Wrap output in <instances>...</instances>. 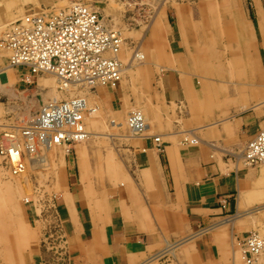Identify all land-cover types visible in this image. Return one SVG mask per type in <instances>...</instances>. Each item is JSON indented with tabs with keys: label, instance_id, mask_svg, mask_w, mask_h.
I'll list each match as a JSON object with an SVG mask.
<instances>
[{
	"label": "crops",
	"instance_id": "obj_1",
	"mask_svg": "<svg viewBox=\"0 0 264 264\" xmlns=\"http://www.w3.org/2000/svg\"><path fill=\"white\" fill-rule=\"evenodd\" d=\"M206 1L188 0L174 9L175 19L167 34L173 69L164 68L159 74L157 97L139 102L142 107L146 102V136L125 137L124 127L108 119V127L113 132L117 129L116 134H109L116 138L110 145L114 153L97 149L93 140L75 147L76 171L55 195L54 203L68 236L70 264H228V224L222 230L198 232L264 202V195L250 198L264 190L260 180L264 167L238 163L230 153H237L264 124V108H253L262 99V86L252 78L219 77L229 90L209 91L213 80L209 77V22L203 18ZM247 1V12L243 10L233 22L244 23L251 35L248 50L257 55L264 33V4ZM180 17L187 20L186 28ZM202 21L204 27H198ZM23 71L16 69L20 75ZM7 79L5 72L2 81ZM103 90L102 102L120 121L131 106H137L129 90ZM154 135L162 137L160 142L154 141ZM97 157L104 159L99 167ZM99 170L100 179L96 176ZM31 246L29 253L0 249V264H5V257L15 264H45L40 241Z\"/></svg>",
	"mask_w": 264,
	"mask_h": 264
},
{
	"label": "bare ground",
	"instance_id": "obj_2",
	"mask_svg": "<svg viewBox=\"0 0 264 264\" xmlns=\"http://www.w3.org/2000/svg\"><path fill=\"white\" fill-rule=\"evenodd\" d=\"M44 1L45 0H0V63L4 64L7 61V65L0 69V90L3 92H6L9 96V98L13 99V101L11 100L9 102L14 103V105H15L14 112L16 113L17 116H19V119H20L19 123H21L20 125H13V124H8V123L7 124H4V123L0 124V166H1L2 170L4 171V173L8 175V177L15 178V179L26 178L28 176V174L30 172H32V170L37 172L36 170H40V168H42L44 164L48 165V162L50 160V154H52L54 149H58V148L61 149L64 156L65 155L69 156L70 153L75 154V147L80 145V144H84V143L90 141L89 139L92 136L91 131L97 129V123H95L96 119L91 117V115L94 116V114H97V108L95 107V105L93 103H92L93 104L92 105L91 103L87 102L86 97L83 95H74V96H71V97L64 99V100H58L57 94L55 93V91H56L55 87L49 88V85L51 83L54 84V82H56L57 84H61L62 86H65V85L62 83V80H60L58 78V76H56L54 73H52L50 71H44V72H39L37 74H34V76L35 75L37 76L39 74H51L52 77L54 76V78H49V77H47L45 79L43 78L42 81L40 82V87H38V90L36 91V92L42 94L44 103L41 104L37 110L31 112L30 116L28 114V116H29L28 118L23 119V117L21 116L22 114L25 115L26 111L24 112V110H25V108L28 109V106L30 107V105L28 103L23 102L22 98L19 99L18 92L15 89L16 83L14 80V78H15L14 76L17 77L16 69L22 68V69L26 70L27 67L15 65L12 63L11 60H12L13 51L9 46H7L4 43V40L7 37L6 35L11 30V27L14 23L19 22L20 19H22L24 16H26L29 13H33L34 10H36V8H30L28 5H26L27 3L31 2L32 4L36 3L37 5H39V4L44 3ZM180 2L182 3V1H180ZM170 3L172 4V2H170ZM205 3L206 4H205V10H204L203 18H205V19L208 18L207 20H208L209 24L211 25V28H209V77L213 81L209 84L210 85L209 91H213V93H214V91H220L221 92V91H224V89L226 90L228 87H226L224 85L225 82L224 83L219 82L222 79L224 80V77H226V78L233 77L234 78L235 76H240V77H243L245 80L252 78L254 80H257L258 83H256V84H258V86H259L260 83H263L262 79L264 77L263 76L264 75L263 74L264 66L262 67V65H264V64L262 63L261 57L258 55L259 53H257V55H255V53H253L254 51L252 52L253 53L252 54L248 50L247 41L251 37V35L247 31L244 23L243 24L239 23L241 26V30L239 29L238 35L235 34V31H234V29H236V27H237L238 22H233V21L238 20V17L241 15V14L239 15L240 12L239 13H234V11L230 12L232 9L230 11H228L229 13L227 12L228 13L227 16L223 17V21L218 20V22H220L218 24V31H215L216 28L213 27L212 21H209V19H210V16H209V0L206 1ZM77 6L86 9L88 12H91V14H95V15L97 14L96 16L99 19V23L102 26L106 27L107 30H109L110 32H112L116 35L117 47L113 51H111V50L105 51L103 53V55L107 58H113L116 60L117 66H118L117 67L118 68V76H117L116 81L115 82L112 81L111 83H109V82H98V81L94 84L70 82L67 84V86H69L71 84H75V85L82 86L84 88H86V87L101 88L102 87L103 89H108V90H112V91L117 90V89H119V90L121 89L122 92H124V93H125V91L129 90L132 94L135 95V98H137V97L140 98V95H141L140 92L141 93L143 92V94L145 93V94H147V96L143 97L142 99H144V100L147 99L149 101H151V99H153L152 97H157L158 96L157 89L154 86H155L156 82L158 81V75L156 78V76L153 75V72L155 71V73H157V71H158V73H159V71H160L162 73V70L164 68L165 69H167L169 67L172 68L173 67L172 65L174 64V62L172 60V58H173L172 55L169 52H167L168 42H166L164 44V49L159 48V47H162L160 42L158 41V35H157L158 30H159V25H156L155 27H152V28L150 26L148 28V30L146 31V33L143 36V41L141 40V42L138 43L134 47V49H132L133 53L131 54V58H129L127 63H125V61H123V60L126 59V57L128 55L127 53H130L131 48L129 47V49H126V47L128 46L126 39L123 37L122 32L120 30H118L115 22H113L114 21L113 18L109 19V17H107V16L100 15L98 12H96V10L91 5H88L84 2H79V1H74V2H71L68 5H64V6L53 5L52 8H50V9H45L47 7H42V6H40V7H42L41 9L45 10L44 13H45L46 17L50 18V17L55 16L58 13L68 11V9H70L72 7L75 8ZM261 7H262V5H261ZM176 10L179 12L178 7ZM243 10H245V9H243ZM185 12H183V13H185ZM216 12H217V10H216ZM246 12H247V10H246ZM155 14H156V12L151 17L150 16L149 17L154 18ZM228 17H230V18L227 19ZM193 19H195V18H193ZM150 23L151 22H149V24ZM233 23H234V25L232 26ZM180 24L183 25V28H186L188 23H187V20L185 18L182 19L180 17ZM204 25H205V23H204V21H202L201 23H199L198 27H204ZM167 34H166V37H167ZM262 34H263L262 41H261V43L259 41L258 42L260 43V46H262V48L264 49V33H262ZM223 39L225 42H226V40L228 41V44L231 46L230 49L232 50V52L233 53L236 52L235 55L231 56L232 59L226 58L222 54L221 49L223 47H221V49L219 48V45L223 44ZM182 41H181V44H183ZM146 45H148V47L145 48ZM154 45L156 47V50L153 48ZM224 45H226V44H224ZM141 48L148 49V51H146L147 54H144L143 51H141ZM238 49H241L240 53H239ZM253 50H255V49L253 48ZM241 55H242V57L240 59H242V61L240 59H237ZM145 57H147L146 60L144 59ZM238 60H240V61H238ZM221 62L222 63L225 62L226 66L222 65ZM239 62H242V65H238ZM220 63H221V65H220ZM165 64H168V65H165ZM227 66L238 67L239 70H238L237 75H235L231 71L230 68L227 70L226 69ZM246 67L253 68V70L248 72L245 69ZM157 68L159 70H157ZM240 68H242V69H240ZM5 72L8 74L7 82L2 81L1 75H2V73H5ZM151 75H153V76H151ZM219 77L221 80H219V79L217 80V78H219ZM22 78L23 79L25 78L26 81L30 80L29 79L30 77H28L27 74H25L23 72L21 75H19V79H22ZM153 79L154 80L156 79V81L153 82ZM250 81H252V80H250ZM229 82H231V81H229ZM153 84H154V86H153ZM218 85L220 86V88H217ZM232 85L234 86L233 83H232ZM255 86H253L251 88H254ZM261 86H262V84H261ZM47 87L49 88L48 90H46ZM223 87H225V88H223ZM263 87H264V85H263ZM263 87H262V99L257 101L256 104H254V105L252 104L254 109H256V108H262L263 109L264 108V98H263L264 97V94H263L264 88ZM259 89L260 88H258V90ZM228 90H229V88H228ZM253 91H256V90L253 89ZM135 92L136 93L139 92V93L135 94ZM249 92H250V90H249ZM228 93H227V95H228ZM258 93H259V91H258ZM250 95H252V93ZM252 96L254 98L255 93ZM123 98L125 99V101H127L128 97L124 94ZM253 98H252V100H253ZM15 99H17V103H15ZM19 100H21L22 102H19ZM233 100L234 99H231V101H233ZM236 100H239V99H236ZM71 101H75L76 104L79 103L78 105L80 106V107H78L79 108L78 112L75 113V117L76 116H78V117L76 119H74L73 121H61L55 129H49L42 124L40 127L46 128V130L41 129L44 132H39V133H37V131H39V129L32 127L33 120L35 119V122H36V119H37L36 116L38 115L40 110L42 108H44L46 105L48 106V105H50V103H55V104H58V106H59V105H63V103L64 104H66L68 102L70 103ZM156 101L158 102L157 99H156ZM222 101L223 100H221V102ZM241 102H242V100H241ZM11 103H9L11 106L9 110L12 111L13 110L12 107H14V105H11ZM145 103L146 102H144V107H142V103H139V101L137 100V106L139 105L138 106L139 108L136 109L135 108L136 106H131V108L133 107V109L131 110V108H129L130 109L129 112H126L127 115H125V118H123L122 121H120L117 117L114 116L113 122H115V124H117V126H121V127L123 126L125 128V130L128 131L127 136L124 135L125 137L129 138V137L146 136V131L148 130L147 128H149V127H148V121H147V117H146L147 114H144V112H147V107H146ZM235 103H236V101H235ZM249 108H251V107H249ZM183 109L184 108H182V111H184ZM86 110H87V113L89 115V118L87 120L85 118ZM117 114H118V112H117ZM181 114H182V112H181ZM121 117H123V116H121ZM88 121H91V123ZM51 123H56V122H51ZM149 125L151 126V124H149ZM49 126L51 127V125H49ZM263 129H264V124L240 148V150L237 153L230 152L231 155H234L233 157L236 159V161L238 163L241 162L244 165L252 166V167H255V166L264 167L263 161H260V162L256 161L255 163H251L252 161H250L246 158V152L248 150L250 143L255 139V137L258 135V133ZM190 131L191 130H189L187 132L189 133ZM95 133L97 134V132H95ZM98 134H101V133H98ZM184 134H185V132H184ZM189 136H190V134H189ZM68 138L70 140H67ZM161 138L162 137L160 135H156V136L154 135L153 136V139L155 142H160ZM194 139H197V138H194ZM63 155L59 154L58 159L60 157H62ZM47 165L45 166V168H47ZM261 176H262L260 178L261 183H264V175H261ZM61 179L60 178L55 179L54 184L57 186L60 185L62 187L63 182H65V178H64V181ZM27 185H29V183H27ZM6 187L9 189V187H11V186H6ZM57 193H58L57 190H56V192H53L52 197H51L52 199L50 200L51 204H50V202L45 201L44 199H43L44 201L39 200V199L37 200V208L41 207V209H43L42 207L44 205H47V206L53 205V208H52L53 211L52 212L54 213V215H53V214H51L52 212L51 213H49L48 211L46 212L47 209L45 208L46 210H43V213L39 212V214L36 216L37 222L40 224L41 227L43 226L41 228L42 233L40 234V237H39L40 247L42 249V252L45 254V258H44L45 264H70L68 236L66 235L65 231L63 230V227H62V230H60V228H59V223H58L59 216L57 213L56 206L54 204L55 203V195ZM36 195H37V193H36ZM263 195H264V190H262V191L260 190L250 198L251 199H253V198L254 199L260 198L261 199L263 197ZM24 199L26 202L30 203L28 198L25 197ZM242 204H244V203L242 202ZM248 208H250V207H248ZM261 212H264V202H262L261 204L255 206V207H252L248 210L245 209V211L244 210L239 211L233 217H231L229 219L227 218L228 221H224V222L218 221V223H215V224L213 223L209 227L201 229L198 232V234L199 233L202 234V232L204 233L206 231L211 232L213 230H222V228L226 224H228V226L230 227V231L232 230V235H231L232 237H229V234H228V237L231 239H230V247H229L230 252L229 253L227 252V254H229L228 255L229 259H227V263L228 264H235V260L237 258V255L235 254L234 247H236L239 250V255H240V259H241L240 261L242 262V264H264V228L261 229V227L259 226V227H256L253 229L254 226L252 227V225L250 223H248V226H247V224H244L247 227H249L250 225L252 227V230L248 229L249 230L248 234H250V236L247 238H246V236H248V234L238 236V233L233 231V230H236L235 227H236L237 223H239L238 221H240V220L243 221V219H245V218L248 219L249 217H251V216L253 217L259 213L261 214ZM260 214H259V217H262V215H260ZM253 219L255 220V217ZM241 221H240V224L237 226L241 225V223H242ZM251 221H252V218H251ZM243 229H246V228H243ZM54 230H56L57 232H59V230H60V233H62V235L64 237V239H61V241H60L63 245L60 249L61 253L58 251L57 252L56 251L50 252V247H49V245H47V242H46L47 241L46 236L51 235V237H52L54 235L53 234ZM220 233H222V232H220ZM193 234H195V233H193ZM196 235H197V233H196ZM33 239L34 238L31 235V238L29 241L30 244H31ZM63 240H64V243L62 242ZM184 240L187 241V238L182 239L179 242H177L176 244H174L169 249V252L173 251L178 245L182 244L184 242ZM7 243L10 244V242H7ZM224 243H226V242H224ZM19 244L20 245H19V248L17 251L25 253V246L23 247L21 242ZM223 245H222V247H223ZM231 247L233 249L232 253H231ZM4 248L6 250H9L11 253L14 251V250H11L10 246H8V247L5 246ZM31 249H32V246H31ZM222 250L224 251V248ZM247 251L251 252V254H249ZM224 252H226V251H224ZM28 253H29V251H28ZM223 255H226V254L224 253ZM220 256H222V255H220Z\"/></svg>",
	"mask_w": 264,
	"mask_h": 264
},
{
	"label": "rangeland",
	"instance_id": "obj_3",
	"mask_svg": "<svg viewBox=\"0 0 264 264\" xmlns=\"http://www.w3.org/2000/svg\"><path fill=\"white\" fill-rule=\"evenodd\" d=\"M74 1L84 2L88 5H91L96 10V12H98L100 15L107 16L109 17V19L113 18L114 21L113 20L112 21L115 22L118 30L122 32L123 37L126 39V42L128 45L126 49H129V47L131 48L130 53H127L129 56L127 55L126 59L123 60L125 61V63H127L129 58H131V54L133 53L132 49H134V47L138 43H140L141 40L143 41V36L150 26L152 28V27H155L156 25H159V30H158L157 35H158V41L160 42L162 46L159 48L164 49V44L168 41L166 34L168 33L169 28L175 19L174 8L178 5V3H181L180 1L184 2L186 0H45L44 3L39 4V5H37L36 3L32 4L31 2L27 3L26 5H28L30 8H36V10H39L42 7H47L45 9H50L52 8L53 5H57V6L68 5L69 3L74 2ZM262 1L264 4V0ZM170 2H172L174 6ZM247 6H248L247 0H209V16H210L209 21H212L213 27L216 28L215 31H218V24L220 23L218 22V20L223 21V17L227 16V14L229 13L228 11L232 9L230 12L232 11H234V13L240 12L239 15L241 14L242 16L243 9L247 10L248 9ZM155 12L156 14L154 15V18H150ZM149 22L151 23L149 24ZM209 28H211L210 24H209ZM262 37H263V34H261V36L259 37L260 43L262 41ZM224 44H226L227 46ZM222 45H219L220 49L221 47L224 48V49L223 48L221 49L222 54L226 58L232 59L231 56L235 55L236 52L235 53L232 52V50L230 49L231 46L228 44L227 40L225 42L223 39ZM247 46H250V38L247 41ZM146 47H148V45H146L145 48ZM260 47L261 48H260L259 53L261 56L262 63L264 64V49L262 48V46ZM145 48H141V51H143L144 54H147L146 51H148V49H145ZM153 48L156 50L155 45ZM144 59L146 60L147 57H145ZM6 65H7V61L4 64L0 63V69ZM263 66L264 65H262V67ZM229 68L235 75H237L238 70H239L238 67H233V66L226 67L227 70ZM245 69L248 72L253 70V68H250V67H246ZM157 70L159 69L157 68ZM28 71L29 70L26 69L23 71V73L27 74V76L30 77L29 78L30 80L26 81L25 78L19 79V75H20L19 73H16L17 77L14 76L15 77L14 80L16 83L15 89L18 92L19 99L22 98L23 102L28 103L30 105V107L28 106V109L25 108L24 110V112L26 111L25 115L24 114L21 115L23 119L28 118L31 112L37 110L40 107V105L44 103L42 94L36 92L38 90V87H40V82L42 81V79L43 78L45 79L47 77L54 78V76L52 77L51 74H39L37 76L36 75L34 76V74H31L30 71L29 72ZM160 73H161L160 71L159 73L158 71L157 73H155L154 71L153 75H155L157 78V75L159 76ZM263 74H264V70H263ZM1 76H2V80L4 81L5 73H2ZM262 80H263L262 81L263 83L261 84L263 87L264 77ZM155 81L156 79L155 80L153 79V82ZM51 84L49 85V88L55 87L56 89L55 93L57 94L58 100H64L74 95H83L86 97L87 102L91 104L93 103L95 105V107L97 108V114H94V116L91 115V117L96 119L95 123H97V129H95L96 131L95 130L91 131L92 136L89 140H93L94 142H97L95 146L97 149H100L101 151L105 153H109V152L114 153V148L111 147L110 145H111V142L116 140V138H111V137L114 134H116L115 131L117 129L114 128L113 129L114 132H113L108 127V124H109L108 119L113 122L114 116H111V115H115L116 113L115 112L109 113V111L107 110L109 108H106L107 107L106 103L102 102V98H103L105 90H103L102 87L101 88H90V87L84 88L82 86L75 85V84H71L69 86H62L61 84H57L56 82H54L55 85L54 84L51 85ZM154 87H156V85ZM49 88L47 87L46 90H48ZM138 93L139 92L137 93L135 92V94H138ZM140 94H139L140 98L139 97H137L138 99L136 98V100H138L139 102L143 101L144 99L142 98L147 96V94L145 93L143 94V92L142 93L140 92ZM130 95H131L130 98H135V95L132 94L131 92H130ZM11 100L13 101V99L9 98L6 92H3L0 90V124L8 123V124H13V125H20L21 123H19L20 121L19 116H17L16 113L14 112L15 105L13 102L12 103L9 102ZM22 101L19 100V102H22ZM9 103H11V105H14V107H12L13 109L12 111L9 110L11 107ZM15 103H17V99H15ZM138 106H136L135 108L136 109L139 108ZM132 109L133 107L131 108V110ZM144 114H146V112H144ZM85 118L86 120L89 118L87 110L85 112ZM88 122L91 123V121H88ZM123 131L125 133L123 135L127 136L128 131L126 130H123ZM95 132H97V134ZM98 133H101L102 135ZM118 133L119 132H117V134ZM109 134H113V135L110 136ZM93 141L92 143H94ZM109 149L110 151H108ZM101 151L99 152L101 153ZM59 154L63 155L62 150L59 148L54 149L52 154H50V160L48 162V165L46 164L47 168H45L46 165L44 164L45 166L43 165V167L40 168V170H36L37 172L32 170V172H30L26 178H20V179L10 178L8 177L7 174L4 173V171L2 170L0 166V249L1 251L5 249L4 245L6 247L10 246L11 250H14V251L18 250L19 245H20L19 243L21 242L23 247L25 246V251L28 252L27 250L31 249V244H34L35 242L38 243L40 241L39 237H40V234L42 233L41 228L43 226L41 227L40 224L37 222L36 216L39 214V212L43 213V210H46V209H47L46 212L48 211L49 213H51L53 211L52 209L53 205L52 206L44 205L42 207L43 209H41V207L37 208V200L44 199L45 201L50 202V200L52 199L51 197H52L53 192H56V190L57 192H59L61 188L60 185L57 186L54 184L55 179L62 178L61 180L64 181V178H65V182H63V186H65L67 179L70 177V175L75 173L76 171L75 167L78 165L76 154L70 153L69 156L63 155L62 157L58 159ZM103 160H101V157H97L96 164L98 167L100 165H103L104 163ZM88 163H89V166L91 167L92 164L90 165V160L88 161ZM101 175H102L101 171L99 170L96 176L97 178L100 179ZM27 183H29V185H27ZM6 186H11V187H9L8 189ZM25 197L29 199L30 203L25 201L24 199ZM51 214L54 215L53 212ZM259 214L253 217L252 216L249 217L250 218V219L248 218L249 220L247 218H245L246 220L243 219V221L240 220L242 222L241 225L239 226L240 228L238 227L237 228L238 230H235V232L238 233L239 231H242V230L249 231V230H252L253 226H254L253 229L259 226L261 227V229L264 228V212H261L260 214L262 215V217H259ZM254 217H255V220L253 219ZM251 218H252V221H251ZM240 221H238L239 223L237 224H240ZM248 223H250L252 227L251 225L247 227ZM244 224H247V226ZM243 228H246L247 230ZM56 232H57L56 230L53 231L54 235L52 237L51 235L46 236L47 238L46 242H47V245H49L50 247V252H53V251L60 252V249L62 247L61 244L57 243V241L60 238H58L59 232L57 233ZM245 234H248V232H246ZM31 235L32 237H34V240L30 244L29 241H30ZM231 235H232V230L229 236L232 237ZM238 236L240 235L238 234ZM7 242H10V244H8ZM234 249H235V254L237 255L235 264H242V262L240 261L241 259L239 255V250L236 247H234ZM232 250L233 249L231 247V253H232ZM6 256H7V253H6ZM2 261L5 264H15L13 259H10L8 257H5Z\"/></svg>",
	"mask_w": 264,
	"mask_h": 264
},
{
	"label": "built area",
	"instance_id": "obj_4",
	"mask_svg": "<svg viewBox=\"0 0 264 264\" xmlns=\"http://www.w3.org/2000/svg\"><path fill=\"white\" fill-rule=\"evenodd\" d=\"M44 11L40 8L27 14L14 23L7 33L4 43L13 51V64L27 67L31 74L50 71L65 86L70 82L94 84L97 81H116L117 62L103 53L115 50L117 38L99 23L97 14H91L79 6L50 18L46 17ZM78 104L75 101L59 106L50 103L40 110L32 127L39 129V133L44 132L41 129L46 130L40 127L42 124L55 129L61 121H73L78 117H75L80 107ZM246 158L251 163L264 162V129L250 143ZM58 223L62 228L60 218ZM58 238L57 243L63 246L60 241L64 237L60 231Z\"/></svg>",
	"mask_w": 264,
	"mask_h": 264
}]
</instances>
